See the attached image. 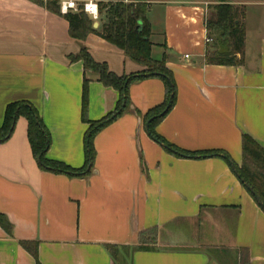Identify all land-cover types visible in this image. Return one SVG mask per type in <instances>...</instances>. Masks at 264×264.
Here are the masks:
<instances>
[{"label": "crops", "instance_id": "crops-1", "mask_svg": "<svg viewBox=\"0 0 264 264\" xmlns=\"http://www.w3.org/2000/svg\"><path fill=\"white\" fill-rule=\"evenodd\" d=\"M51 1L66 0H0V128L9 105L31 104L51 137L47 159L80 170L90 126L85 79L89 122L113 113L120 96L72 58L86 49L120 77L145 69L96 35L73 38L67 21L43 5ZM75 1L149 6L151 57L165 61L176 85L175 105L154 129L165 142L189 153L224 152L238 167L244 137L264 150V26L254 31L246 15L242 63L209 65L212 0ZM231 5L262 8L264 0ZM104 22L100 15L94 29ZM128 95L130 107L95 136V161L83 178L41 170L28 122L18 119L0 144V216L12 227L0 226V264H238L243 251L250 264H264V211L229 164L181 157L151 138L145 117L164 103V82L141 80Z\"/></svg>", "mask_w": 264, "mask_h": 264}, {"label": "trees", "instance_id": "trees-1", "mask_svg": "<svg viewBox=\"0 0 264 264\" xmlns=\"http://www.w3.org/2000/svg\"><path fill=\"white\" fill-rule=\"evenodd\" d=\"M212 1L218 4L211 8L210 16H208L206 22L209 37L213 39V44L207 52L206 61L209 65H240L242 59L238 60L237 56L240 55L243 57L244 55L246 40L245 12L241 8L232 6L231 0ZM43 5L47 11L67 21L70 34L73 38L84 40L89 35H96L122 50L131 60L142 66L145 70L138 75L117 76L109 71L105 64L96 63L86 49H83L78 56L72 58L73 61H83L86 71L97 74L100 83L105 87L113 88L120 96L116 110L113 113L101 121L89 122L87 120L88 80L85 79L83 88V121L90 126L84 142V168L73 170L61 163L52 162L47 159V153L51 145L50 134L38 111L27 102H18L7 107L4 123L0 128V144L7 142L11 138L18 119L24 117L28 122L27 136L31 151L41 170L54 174H65L71 177H86L93 168L96 157L94 138L102 129L120 118L130 107L128 95L130 85L144 79L159 78L165 84L166 98L162 105L150 110L145 117L146 123L152 120L148 130L151 138L168 151L181 157L189 159L222 157L229 164L232 171L259 207L261 208V204L264 208V150L251 138L246 136L243 139V162L241 167H238L224 152L189 153L181 151L165 142L155 133V127L170 113L175 105L176 85L172 74L166 68L165 61H155L151 57L152 43L150 40L149 24L146 18L149 8L148 5L117 3L107 9L104 4H100V15L103 14V10L107 9L106 12L104 11L106 21L100 30L94 29V21L82 10H79L77 13L69 12L62 14L58 2L51 1ZM140 22H142L143 31L138 33L136 30ZM164 112L165 114L162 116ZM87 169L90 170L87 171ZM263 208L261 209L264 211ZM0 226L7 233L12 232L11 225L2 216H0ZM141 240V244H145L151 239L146 242L142 238ZM25 247L35 257L37 256L35 250L26 244ZM107 250L115 260H118L119 251L117 249L107 247ZM37 264L40 263L37 262ZM238 264H250L249 256L246 252L243 251L240 253Z\"/></svg>", "mask_w": 264, "mask_h": 264}, {"label": "rangeland", "instance_id": "rangeland-1", "mask_svg": "<svg viewBox=\"0 0 264 264\" xmlns=\"http://www.w3.org/2000/svg\"><path fill=\"white\" fill-rule=\"evenodd\" d=\"M251 1H258V0H251ZM117 3H109V4H104V6L107 7V9H109V7L111 5H115ZM106 9V10H107ZM244 10L245 12V15H247L249 17V26L251 27V29H253L254 31H256V29L254 27H256L258 24L264 26V7H256V6H247L245 8H241ZM106 10H103V14H102V18H103V21H106ZM105 11V12H104ZM210 16V13L209 15ZM246 18V16H245ZM244 23H245V20H244ZM263 35H264V32H263ZM249 38H252V33H250L249 35ZM212 43H210V45H212Z\"/></svg>", "mask_w": 264, "mask_h": 264}, {"label": "built area", "instance_id": "built-area-1", "mask_svg": "<svg viewBox=\"0 0 264 264\" xmlns=\"http://www.w3.org/2000/svg\"><path fill=\"white\" fill-rule=\"evenodd\" d=\"M92 3V2H85L83 3L81 6H79L75 0H66V1H63L61 2L60 4V8H61V12L62 14H67L69 12H79V10H82L86 15H88L93 21H98L99 20V9H98V6L96 5V8H97V11L95 13V16H93V14H91L88 10H87V6ZM65 5H68L67 7V11L64 12L62 11V7L65 6ZM213 40L212 39H207V43H212ZM188 58V56H186V59Z\"/></svg>", "mask_w": 264, "mask_h": 264}, {"label": "clouds", "instance_id": "clouds-1", "mask_svg": "<svg viewBox=\"0 0 264 264\" xmlns=\"http://www.w3.org/2000/svg\"><path fill=\"white\" fill-rule=\"evenodd\" d=\"M67 7L68 5H65L62 7V11L66 12L67 11ZM87 10L93 14V16H95V13L97 11V8H96V5L94 3H90L88 6H87Z\"/></svg>", "mask_w": 264, "mask_h": 264}, {"label": "water", "instance_id": "water-1", "mask_svg": "<svg viewBox=\"0 0 264 264\" xmlns=\"http://www.w3.org/2000/svg\"><path fill=\"white\" fill-rule=\"evenodd\" d=\"M136 31H137L138 33H141V32L143 31L142 22L139 23V26H138V28H137ZM164 114H165V112L162 114V116H163ZM151 121H152V120H150V121L146 124V128H147V129H149V125H150ZM260 206H261V208H263V205L260 204ZM263 209H264V208H263Z\"/></svg>", "mask_w": 264, "mask_h": 264}]
</instances>
